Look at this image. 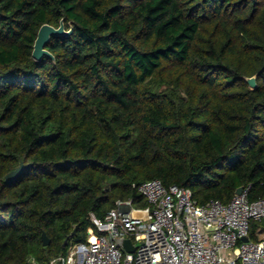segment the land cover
I'll return each instance as SVG.
<instances>
[{"label": "trees", "instance_id": "1", "mask_svg": "<svg viewBox=\"0 0 264 264\" xmlns=\"http://www.w3.org/2000/svg\"><path fill=\"white\" fill-rule=\"evenodd\" d=\"M156 178L264 197V0H0V264H49Z\"/></svg>", "mask_w": 264, "mask_h": 264}, {"label": "built area", "instance_id": "2", "mask_svg": "<svg viewBox=\"0 0 264 264\" xmlns=\"http://www.w3.org/2000/svg\"><path fill=\"white\" fill-rule=\"evenodd\" d=\"M138 190L146 206L117 200L103 218L92 214L87 239L49 264H264V230L250 239L251 222L264 220V197L250 200L249 187L228 203L204 204L157 178ZM120 238L131 239L134 251Z\"/></svg>", "mask_w": 264, "mask_h": 264}, {"label": "water", "instance_id": "3", "mask_svg": "<svg viewBox=\"0 0 264 264\" xmlns=\"http://www.w3.org/2000/svg\"><path fill=\"white\" fill-rule=\"evenodd\" d=\"M71 31H67L64 28V24L61 23V25L59 27H54L52 25L49 24H44L40 27L38 34H37V38L35 40L34 43V49H33V53L32 56L35 60L40 61L44 56H48V57H53V55L50 53V51L46 48L47 44L50 42L51 37L53 36H66L68 34H70ZM256 75H253L251 77H246V81L248 82V84L251 87H256L257 83H256ZM25 165L23 163L20 164V166L14 170H12L11 172H9L6 175V180L8 182H12L14 181L18 175L22 172V170L24 169ZM243 187H239L236 191L237 194H240L243 191ZM77 225L74 229V231L72 232V235H75L77 233V229H78ZM248 238L245 237L244 241H247ZM69 241V237L65 239L63 245L67 246ZM42 242L44 245H49L51 242V239L48 237V235L46 234V232L42 233ZM118 243L122 246H124L125 248H127L129 251H134V246L132 244L131 239H127V238H120L118 239Z\"/></svg>", "mask_w": 264, "mask_h": 264}, {"label": "rangeland", "instance_id": "4", "mask_svg": "<svg viewBox=\"0 0 264 264\" xmlns=\"http://www.w3.org/2000/svg\"><path fill=\"white\" fill-rule=\"evenodd\" d=\"M263 229H264L263 226L257 228L256 231H255V235H256V233L258 234V233L263 232Z\"/></svg>", "mask_w": 264, "mask_h": 264}]
</instances>
